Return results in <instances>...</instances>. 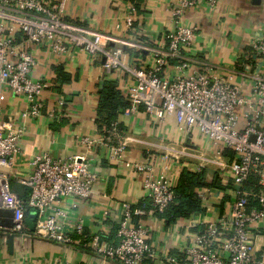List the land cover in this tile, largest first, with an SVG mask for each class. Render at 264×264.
Returning <instances> with one entry per match:
<instances>
[{
	"label": "built area",
	"instance_id": "1",
	"mask_svg": "<svg viewBox=\"0 0 264 264\" xmlns=\"http://www.w3.org/2000/svg\"><path fill=\"white\" fill-rule=\"evenodd\" d=\"M217 1L176 0L162 40L126 43L149 53L150 62L143 63L140 55L125 62L121 48L108 45L115 42L110 35L67 23L63 1L48 5L45 0H0V210L12 211L11 228L0 232L74 246L113 264H264V20L230 70L197 61L191 49L198 28L186 23V14L213 10ZM121 18L123 29L133 30L140 19L134 2H128ZM75 50L100 62L106 73L130 80L120 91L127 102L120 114L133 115L142 107L157 120L172 118L180 133L198 136L211 150L210 159L201 158L188 169L198 173L215 166L225 174V183L229 181L228 213L198 222L201 229L175 252H158L148 228L134 222L135 217L164 213L173 201L176 178L168 166L154 175L148 159L133 164L142 175L144 196L137 204L122 205L115 241L86 232L80 220L67 223L68 211L60 205L92 196L97 174L88 157L91 140H80L86 149L82 155L58 158L42 153L28 159L27 175L15 171L25 131L20 121L46 117L59 122L63 116L61 96L48 108V76H33L38 57L48 52L65 56ZM234 76L247 80V89L234 83ZM8 95L24 100L20 124L4 117L1 104ZM116 134L113 123L101 135L110 142L109 136ZM110 143L109 160L119 159L126 143ZM226 150L232 153L230 160L223 156ZM209 195L208 188L196 192L203 208L212 203ZM30 211L35 217L29 230L25 222ZM6 220L0 215L1 222Z\"/></svg>",
	"mask_w": 264,
	"mask_h": 264
},
{
	"label": "crops",
	"instance_id": "2",
	"mask_svg": "<svg viewBox=\"0 0 264 264\" xmlns=\"http://www.w3.org/2000/svg\"><path fill=\"white\" fill-rule=\"evenodd\" d=\"M49 4L63 1L62 15L67 23L75 24L82 30L108 34L121 48L123 60L137 59L150 62L149 53L138 52L127 42L146 45L149 40H162L166 26L170 22V9L176 0H45ZM128 2L135 4L139 20L133 30L123 29L122 14L126 13ZM186 23L198 28L191 53L197 61H208L218 65L221 70H230L246 48L249 36L264 20V0H218L215 9L192 10L186 14ZM120 24L119 28L116 25ZM153 46L151 43L150 46ZM39 65L33 76H48V108L56 98L64 100L59 122L46 117L20 121L19 112L24 100L6 96L1 104L4 117L22 122L25 127L20 140L21 154L15 171L27 175L28 159L48 153L62 158L82 155L86 149L82 138L92 141L89 158L92 169L96 171L97 182L92 196L87 201L67 199L60 205L67 210V223L80 220L86 232H97L101 237L115 241L114 234L122 205L126 202L139 203L144 196L142 175L133 169V164L146 159L156 175L164 166L177 180L178 174L188 165L199 163L201 158L210 159L208 144L198 136H188L179 132L172 118L157 120L143 112L116 118V135L109 136L112 143L119 140L126 143L119 159L109 160L110 142L102 137L95 124L98 103V90L101 81H113L124 92L129 84L118 74L106 73L101 63L91 60L82 51H71L65 56L51 53L39 55ZM233 82L247 89V80L234 76ZM110 143V144H108ZM172 155L176 156L174 158ZM223 156L230 160L231 156ZM204 170L202 188L210 190V202L202 212L193 213L186 219H178L168 224L158 215L134 218L150 231V241L158 252H175L177 246L186 245L192 235L201 229L198 222L208 221L228 213L229 181L215 166L207 165ZM196 173V172H195ZM175 180V182H176ZM228 180V179H227ZM213 182V184H211ZM75 207H71V203ZM27 226V225H26ZM30 230L29 226H27ZM7 234H12L5 232ZM1 234V232H0ZM0 264H113L108 260L91 256L89 251L74 246L58 245L43 239L25 236L13 238L11 251L8 238L0 236Z\"/></svg>",
	"mask_w": 264,
	"mask_h": 264
},
{
	"label": "trees",
	"instance_id": "3",
	"mask_svg": "<svg viewBox=\"0 0 264 264\" xmlns=\"http://www.w3.org/2000/svg\"><path fill=\"white\" fill-rule=\"evenodd\" d=\"M98 91L95 124L99 133L103 134L106 133L109 126L113 123L116 129L119 128V124H116V118L121 113L122 108L127 105V102L117 88V84L113 81H101ZM224 153L232 157V153L229 150ZM203 176L204 170L198 173L187 171L186 169L182 170L175 182L173 201L165 212L159 214L158 217L171 224L178 219H186L193 213L202 212L200 201L197 199L195 191L203 185ZM23 195L22 191L19 197H24Z\"/></svg>",
	"mask_w": 264,
	"mask_h": 264
},
{
	"label": "water",
	"instance_id": "4",
	"mask_svg": "<svg viewBox=\"0 0 264 264\" xmlns=\"http://www.w3.org/2000/svg\"><path fill=\"white\" fill-rule=\"evenodd\" d=\"M17 193L19 195L22 194V189L20 187H15L14 188ZM6 215L7 216V220L4 221V222H1L0 221V228H11L12 226V222H11V219H12V211L10 210H0V215ZM35 217V212L34 211H30L28 213V217L26 218V225L29 226L30 229L33 228V219ZM1 237H4V238H8V248L9 250L11 251L12 249V242H13V238H20L22 236L18 235V234H7L5 232H1L0 234ZM25 237V236H24Z\"/></svg>",
	"mask_w": 264,
	"mask_h": 264
}]
</instances>
